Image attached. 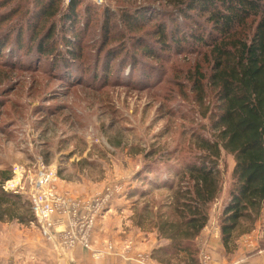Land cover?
<instances>
[{
    "label": "rangeland",
    "instance_id": "rangeland-1",
    "mask_svg": "<svg viewBox=\"0 0 264 264\" xmlns=\"http://www.w3.org/2000/svg\"><path fill=\"white\" fill-rule=\"evenodd\" d=\"M77 1L81 57L68 67L59 52L66 51L63 34L69 33L63 17L69 0H0V170L10 174V182L21 169L25 176H35L39 167L45 168L56 174L60 191L77 199L112 189V206L98 223L93 242L100 250L111 243L114 250L96 260L91 250H66L48 240L36 222H4L0 264H109L108 258H117L120 264H180L179 258L153 256L167 242L159 241L147 223L143 229L135 225L133 207L138 200V210L149 203L156 211L170 192L154 185L175 177L167 168L183 169L182 159L198 152V140L212 139L208 111L216 108L214 101L209 107L208 80L213 53L197 43L190 49L193 43L184 35L176 42L182 45L172 46L171 53L163 51L160 58L142 52L141 46L160 50V25L176 27L181 34L190 28L199 31L193 21L185 23L168 0ZM51 2L54 9L43 18ZM137 9L143 12L144 23L131 29L121 17ZM260 18L248 19L231 37H251ZM54 24L58 28L54 48L42 56L37 44ZM49 40L45 37L44 45ZM197 84L207 93L203 103ZM147 163L157 167L150 175L154 185L137 179L145 176ZM233 166V157L223 154L220 169L227 183ZM136 189L149 194L141 198ZM26 215L30 220L31 212ZM207 239L209 244L213 238ZM261 239L264 234L259 243ZM256 257L253 264L264 262V255Z\"/></svg>",
    "mask_w": 264,
    "mask_h": 264
},
{
    "label": "trees",
    "instance_id": "trees-1",
    "mask_svg": "<svg viewBox=\"0 0 264 264\" xmlns=\"http://www.w3.org/2000/svg\"><path fill=\"white\" fill-rule=\"evenodd\" d=\"M168 3L185 23L193 21V27L199 31L190 28L189 33L184 31L181 34L176 27L160 25L157 31L160 50L154 52L150 46H141L144 47L142 52L148 57L160 58L165 55L163 51L171 53L172 46L182 45L176 44L182 35L190 37L189 42L193 43L190 49H194L196 43L211 48L214 66L208 80L209 107L214 101L216 110L208 113L214 135L212 139L198 140V152L190 159H182L183 169L168 167V173L175 177H167L161 184L150 182V175L157 167L150 163L145 165V176L140 175L137 179L142 178L158 189H167L170 195L159 203L156 211L150 209L149 203L138 210L139 201H135L134 222L142 229L147 223L157 233L159 241L167 242L155 249L153 256L162 254L169 261L179 258L180 264H199L197 239L208 225L212 206L223 196L226 186L227 198L219 222L221 241L227 253L235 249L236 229L240 225L252 228L264 210V0H168ZM54 6L55 2H51L42 17L48 16ZM78 7L79 1L71 0L63 17V28L69 35L63 34L66 51L59 52V59L68 67L77 65L81 57L77 47L82 34L75 28L79 24ZM258 15L261 18L251 37H231L238 26ZM6 17L2 16V21ZM121 18L129 28L137 29L144 23L145 16L137 9L135 14L123 13ZM198 18L204 20L202 25ZM57 29L54 24L37 44V52L42 56L54 48L52 41ZM45 37L50 40L44 45ZM196 87L199 101L205 102L207 93L202 85ZM223 154L234 159L228 183L220 169ZM155 155L147 154L145 158ZM9 175L0 170V223L36 222L28 198L24 201L22 194L8 193L3 189L10 180ZM148 194L146 190L136 189L135 195L146 198ZM30 212L29 220L26 213ZM259 249L264 250V239L260 240Z\"/></svg>",
    "mask_w": 264,
    "mask_h": 264
},
{
    "label": "built area",
    "instance_id": "built-area-1",
    "mask_svg": "<svg viewBox=\"0 0 264 264\" xmlns=\"http://www.w3.org/2000/svg\"><path fill=\"white\" fill-rule=\"evenodd\" d=\"M39 169L35 176H25V170L21 169L18 177L6 182L3 189L8 193L23 195L25 188H28L26 197L42 235L58 242L66 250L76 247L91 250L96 260L105 258L107 252H113L111 243L104 250L95 248L93 236L98 223L104 218L105 210L112 206L114 191L107 189L91 199H77L58 189L54 172ZM208 237L221 239L219 224L208 223L199 237V264H211L213 260Z\"/></svg>",
    "mask_w": 264,
    "mask_h": 264
},
{
    "label": "crops",
    "instance_id": "crops-1",
    "mask_svg": "<svg viewBox=\"0 0 264 264\" xmlns=\"http://www.w3.org/2000/svg\"><path fill=\"white\" fill-rule=\"evenodd\" d=\"M225 198H227V186L225 187L223 196L214 204L212 212L215 214L211 216L209 223L220 224L219 218L222 212ZM262 225H264V210L262 211L260 218L254 223L252 228L247 227L246 225H240L236 229L234 233L236 237L234 244L235 249L230 253H227L220 240L211 239L209 243V247L212 250L213 255L211 264H253L255 260H258V258L256 257L257 255H264V250L259 249V237H262L264 234V226ZM233 251L236 252V254L234 255L232 261L229 263V259L231 258L230 256H232L231 253ZM247 254L252 256L247 257ZM106 263L120 264L117 258H108V261ZM262 264H264V262Z\"/></svg>",
    "mask_w": 264,
    "mask_h": 264
},
{
    "label": "water",
    "instance_id": "water-1",
    "mask_svg": "<svg viewBox=\"0 0 264 264\" xmlns=\"http://www.w3.org/2000/svg\"><path fill=\"white\" fill-rule=\"evenodd\" d=\"M263 204H264V201H263Z\"/></svg>",
    "mask_w": 264,
    "mask_h": 264
}]
</instances>
